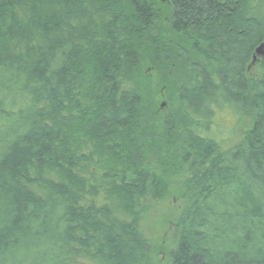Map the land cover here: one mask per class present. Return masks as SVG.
<instances>
[{"label": "trees", "instance_id": "trees-1", "mask_svg": "<svg viewBox=\"0 0 264 264\" xmlns=\"http://www.w3.org/2000/svg\"><path fill=\"white\" fill-rule=\"evenodd\" d=\"M261 42L264 0H0V264H152L156 158L187 177L167 264H264ZM144 70L176 91L152 122Z\"/></svg>", "mask_w": 264, "mask_h": 264}, {"label": "rangeland", "instance_id": "rangeland-1", "mask_svg": "<svg viewBox=\"0 0 264 264\" xmlns=\"http://www.w3.org/2000/svg\"><path fill=\"white\" fill-rule=\"evenodd\" d=\"M251 68V75L259 73L257 66ZM133 88L142 94L144 104L142 116L145 122H152L155 118L168 112H175L177 109L174 87L166 89L156 82L151 74H146L145 70L144 73L142 71L141 79L133 81ZM147 93L155 94V99L150 96L147 97ZM218 118L225 121V129L229 128L231 122L229 112H223ZM249 122V117H241L237 121L234 128V136L225 143L224 148L231 146L239 139L240 134L248 126ZM151 160L155 161L153 158ZM153 166L155 168L153 178L156 181L154 183V192L146 198L148 201L144 205L138 206V226L140 233L147 240L151 263L167 264L170 251L175 244V220L186 199L187 177L186 173L180 171V164L179 166L172 163L161 164L159 159L156 158ZM115 213L121 219L126 218L129 220L131 218L118 207H115ZM77 261V264H108L103 259L89 255H82Z\"/></svg>", "mask_w": 264, "mask_h": 264}, {"label": "water", "instance_id": "water-1", "mask_svg": "<svg viewBox=\"0 0 264 264\" xmlns=\"http://www.w3.org/2000/svg\"><path fill=\"white\" fill-rule=\"evenodd\" d=\"M264 57V42H261L258 46L255 47L254 49V56H253V61L256 58H263Z\"/></svg>", "mask_w": 264, "mask_h": 264}]
</instances>
